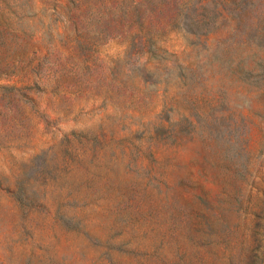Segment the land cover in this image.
I'll return each mask as SVG.
<instances>
[{
  "label": "rangeland",
  "instance_id": "374dc122",
  "mask_svg": "<svg viewBox=\"0 0 264 264\" xmlns=\"http://www.w3.org/2000/svg\"><path fill=\"white\" fill-rule=\"evenodd\" d=\"M0 264H264V0H0Z\"/></svg>",
  "mask_w": 264,
  "mask_h": 264
},
{
  "label": "trees",
  "instance_id": "16d2710c",
  "mask_svg": "<svg viewBox=\"0 0 264 264\" xmlns=\"http://www.w3.org/2000/svg\"><path fill=\"white\" fill-rule=\"evenodd\" d=\"M246 2H249L250 0H245Z\"/></svg>",
  "mask_w": 264,
  "mask_h": 264
}]
</instances>
